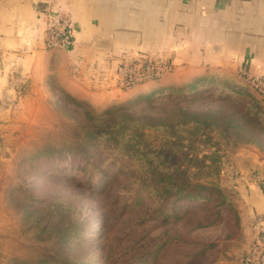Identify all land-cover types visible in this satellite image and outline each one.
Instances as JSON below:
<instances>
[{"label":"rangeland","instance_id":"obj_1","mask_svg":"<svg viewBox=\"0 0 264 264\" xmlns=\"http://www.w3.org/2000/svg\"><path fill=\"white\" fill-rule=\"evenodd\" d=\"M130 56L94 72L87 97L52 77L0 87V264L259 255L242 211L264 187V89L237 59Z\"/></svg>","mask_w":264,"mask_h":264},{"label":"crops","instance_id":"obj_2","mask_svg":"<svg viewBox=\"0 0 264 264\" xmlns=\"http://www.w3.org/2000/svg\"><path fill=\"white\" fill-rule=\"evenodd\" d=\"M51 6L72 16L77 41L70 50L47 46ZM143 52L209 71L237 59L264 80V0H0L1 89L52 77L87 97L90 76L112 72V57ZM245 196L249 208L242 215L256 238L245 246L259 254L247 264H264V187L250 183Z\"/></svg>","mask_w":264,"mask_h":264},{"label":"built area","instance_id":"obj_3","mask_svg":"<svg viewBox=\"0 0 264 264\" xmlns=\"http://www.w3.org/2000/svg\"><path fill=\"white\" fill-rule=\"evenodd\" d=\"M45 11L48 16L46 27L47 46L66 50L72 49L76 45L77 35L70 12L58 6H55V8L53 6L48 7ZM150 65L151 62L145 66L149 67ZM250 76L257 87L264 89V80L260 76ZM127 81L133 83L135 80L129 78Z\"/></svg>","mask_w":264,"mask_h":264},{"label":"trees","instance_id":"obj_4","mask_svg":"<svg viewBox=\"0 0 264 264\" xmlns=\"http://www.w3.org/2000/svg\"><path fill=\"white\" fill-rule=\"evenodd\" d=\"M175 171H176V169H175Z\"/></svg>","mask_w":264,"mask_h":264}]
</instances>
